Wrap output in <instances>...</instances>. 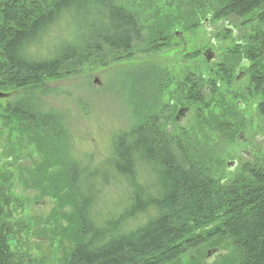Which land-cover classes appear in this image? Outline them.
Here are the masks:
<instances>
[{
    "label": "trees",
    "instance_id": "obj_1",
    "mask_svg": "<svg viewBox=\"0 0 264 264\" xmlns=\"http://www.w3.org/2000/svg\"><path fill=\"white\" fill-rule=\"evenodd\" d=\"M133 1L137 7L163 1L168 11L156 8L142 22L117 0H0V91L12 93L0 99H8L1 106L15 116L10 123L21 132L19 145L34 144L41 157L25 182L57 198L59 208L65 209L61 214L66 225L60 224L59 235L71 247L62 264H163L211 240L216 247L231 243L236 251L235 257L224 256L215 264H264V165L250 163L234 179L222 178L219 148L233 141L245 122L230 100L216 96V79L214 109L204 91L211 83L205 76L189 75L175 88L180 100L199 102L196 129L175 135L162 128V115L154 112L158 88L150 100H143L144 108L152 110L139 111L144 121L113 136L105 165L111 177L102 176L100 187L112 185V193L118 187L122 204L116 205L110 192V201L101 203L99 191L90 199L82 189L94 158L84 162L67 124L46 104L57 93L48 81L79 75L88 64L157 51L169 45L176 26L197 28L204 20L211 29L212 21L262 16L264 9V0ZM257 33L249 44L229 49L231 63L223 64L218 78L230 81L242 59L256 67L262 64L264 32ZM260 74L254 72L251 87L264 119ZM243 104L238 102L239 107ZM77 166L83 174L76 172ZM150 177L157 183L147 188ZM8 180L0 171V264H24L12 248L17 239ZM107 204L109 215L102 216L101 207ZM47 226L41 228L44 236L49 235Z\"/></svg>",
    "mask_w": 264,
    "mask_h": 264
},
{
    "label": "rangeland",
    "instance_id": "obj_2",
    "mask_svg": "<svg viewBox=\"0 0 264 264\" xmlns=\"http://www.w3.org/2000/svg\"><path fill=\"white\" fill-rule=\"evenodd\" d=\"M117 1L134 10L142 22H146L156 8H160L162 12L168 11L163 1L148 6L138 4V7L133 0ZM261 13L262 16L257 14L240 19L230 18L226 20V26L213 30L205 27L204 20L197 28L176 26L169 45L157 51L148 53L136 51L131 57L113 63L106 61L105 65L88 64L79 75L47 82L48 87L57 93L52 98H46V104L50 105L59 115V119L67 124L72 145L75 143V149L84 162L94 158L95 164L87 167L89 173L84 175L86 179L83 178L85 182L82 189L88 198L91 199V196L94 197L95 192L99 191L98 202L110 201L108 192L112 189L110 187L114 186L100 187V184H103L102 176L111 177L105 165L106 158L111 152L112 138L131 125L144 121L139 111L143 113L144 110L150 114L152 110L144 108L143 100L154 94L158 88L160 94L157 95L154 112H157L158 116L162 115L160 120L162 128L169 129L172 126L171 132L175 135L197 128L195 120L199 102L185 100V105L190 106V113L180 123L174 120L177 111L174 112L170 107L171 101L178 97L175 88L189 75H193L194 79H197L196 75H202L209 83L211 82L210 85L206 84L204 91L212 100L213 109L216 105L214 94H210L212 93L210 86L216 79L220 86L219 94L216 96H224L230 100L232 105L236 106L234 111L245 122L236 133L235 139L225 141L219 148L221 158H224V164L220 167L222 178L234 179L242 174L245 166L250 163L264 165V119L259 113L260 99L251 87L254 72L258 70V74H264V61L259 67L250 61L252 68L249 77L243 82L236 83L234 75L230 81L218 78L216 64L213 75L212 65L208 64L205 57V52L215 46L220 50L221 63L230 65L231 61L227 55L229 49L238 43L247 45L258 37L257 31L264 32V9ZM215 23L218 22L212 21L210 25ZM231 26L234 27L233 32L225 29ZM179 31L182 32V36L176 37L175 34ZM240 65H243V59L234 68ZM261 74L259 76H262ZM95 80H98V83H95ZM170 81L173 84L170 85ZM8 93V97L12 96V93ZM200 96L202 93L198 94V98ZM7 100L0 101V139L2 138L0 171L9 178L5 186L13 202L9 207L15 211L12 221L17 240L12 241V248L22 256L24 264H62L71 247V242L59 235L60 224L65 223L61 211L65 209L59 208L57 198L50 197L25 182L41 157L34 144L19 145L21 132L10 123L15 116L7 111V107L1 106L5 105ZM239 101H243L242 107L238 106ZM140 106L141 109L138 110ZM166 107L168 112H165ZM243 131L246 132V136L243 135L239 140L238 136L240 137ZM212 157L214 160V152ZM230 161L235 162L231 169L228 167ZM77 168L76 172L82 173L79 166ZM156 183V179L150 177L146 187ZM118 189L117 187L115 192H110L112 198L117 200L116 205L122 204L124 198L120 191L117 192ZM108 204L101 207L102 216L109 215ZM44 226H47L49 232L47 236L41 234V228ZM211 242L212 240L206 245H198L178 254L175 260L163 264H215L224 256H236L235 247L231 243L229 246L227 242L218 247L220 251L214 254L213 259L207 258Z\"/></svg>",
    "mask_w": 264,
    "mask_h": 264
},
{
    "label": "flooded vegetation",
    "instance_id": "obj_3",
    "mask_svg": "<svg viewBox=\"0 0 264 264\" xmlns=\"http://www.w3.org/2000/svg\"><path fill=\"white\" fill-rule=\"evenodd\" d=\"M226 24H227V21L218 22V23H215L214 25H212L211 29L213 30L215 28H218V27H221V26H224V25L226 26ZM225 29L231 30L232 32L234 31V27L233 26H231L229 28L226 27ZM210 49L213 51V53L215 55V58H213L211 63H208V64L212 65L213 75H214V64H216L218 66V67H216V70H217L216 73H218L219 70L221 68H223V66H224L223 64H225V63H221L222 61L220 60V50L217 47L213 46ZM251 68H252V64H251V62L249 60L248 61H243V65H240V66H237L236 68H234V70H232V72H233V75H234L235 82L239 83V82H243L244 80H246L249 77L250 73H251ZM257 76L259 78H261V76H259V75H257ZM210 91L212 92V94H214V80H213V82H212V84L210 86ZM170 107L174 110V112L177 111V115L174 117V120L177 123H180L181 121L185 120L186 116L188 115V113H190V106L185 105V99L180 100L179 97H177L176 100L174 99V100L171 101ZM165 112H168L167 111V107H166V111ZM180 112H181V114H180ZM170 127L172 128V126H170ZM170 127H169V129H166L167 132H171L172 131ZM242 133H244V135L246 134V132H242ZM242 133L240 134V137L238 136L239 140L243 136ZM216 248H218V247H216V246L214 247V245H210L209 246L208 252H207V258H212L213 259L214 258V254H218V252L220 250H217L216 252H214V249H216Z\"/></svg>",
    "mask_w": 264,
    "mask_h": 264
},
{
    "label": "water",
    "instance_id": "obj_4",
    "mask_svg": "<svg viewBox=\"0 0 264 264\" xmlns=\"http://www.w3.org/2000/svg\"><path fill=\"white\" fill-rule=\"evenodd\" d=\"M176 35L180 37V36H182V33L181 32H176ZM205 57H206L207 62L208 63H211V61L213 60V58H215V55H214V53H213V51L211 49H208L205 52ZM95 83H98V80H95ZM8 96H9V93H5V92L0 91V98L1 99L7 98ZM180 114H181V112H180ZM242 135H244V133H242ZM234 165H235V162L230 161L228 163L229 169H231L232 166H234ZM217 250H219V249L218 248L214 249V252H216Z\"/></svg>",
    "mask_w": 264,
    "mask_h": 264
}]
</instances>
